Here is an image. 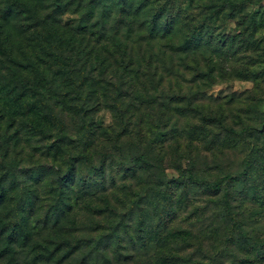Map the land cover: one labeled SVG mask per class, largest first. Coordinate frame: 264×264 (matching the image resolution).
Here are the masks:
<instances>
[{"label": "trees", "instance_id": "1", "mask_svg": "<svg viewBox=\"0 0 264 264\" xmlns=\"http://www.w3.org/2000/svg\"><path fill=\"white\" fill-rule=\"evenodd\" d=\"M73 1L76 0H0V121L10 128L17 125L14 135L19 143L25 135L27 138L39 135V140L56 135L57 140L63 141L67 136L66 121H80L83 149L68 164L73 175L79 161L80 164L91 161L90 172L99 168L92 162L93 141L98 138L95 135L99 126L86 125V116L94 109L100 110L101 104L114 110L123 124L117 132L119 137L133 131L141 139V145L143 141L149 145L150 138L159 135L157 125L162 115H167L165 120L172 125V133L179 128L189 129L192 117H188L189 111L197 109V113L205 114V104L212 109L216 107L208 102L210 98L202 93L203 88L215 83L218 77L256 76L250 68L255 57L264 55L256 37L258 32H264V0H80L77 10H84L80 21L69 26L62 17ZM166 13L167 20L161 23ZM159 89H166L169 95L163 97V102H159V95L152 96ZM215 112L220 114L213 113L203 120L226 135L241 132L230 129L219 108ZM182 123L187 124L181 126ZM102 129L115 131L112 123ZM155 141L150 143V153L157 147L163 148L155 145ZM94 173L103 180L95 190L106 189L104 166ZM171 180L213 194L222 190L220 181L212 184L185 167H179L178 176ZM85 187L94 188L95 184ZM160 188V194L168 198L169 190ZM5 198L6 192L1 191L0 264H7L5 259L10 264H20L16 259L17 248L30 255L28 263L22 264L47 260L66 264L79 245L80 262L74 264H86L94 253L97 262L98 256H104L99 250V240L92 246L94 239L80 237V241L75 239L70 245L68 236H62L72 205L69 211L57 214L54 221L46 216L42 227L35 223L19 234L21 215L16 218L4 214ZM223 202L225 216L233 225L227 233L230 241L242 232L243 223L230 200ZM87 204H91L89 209L96 210L92 203L86 201ZM34 205V201L29 203L30 207ZM15 208L18 212L23 205L17 202ZM40 230H46V237L37 238ZM83 230L94 232L96 228ZM58 235L57 241L49 238ZM167 240L168 237L158 234L143 240L145 260L138 264H171L170 260L174 261L178 255L167 250L162 253L161 246ZM46 241L54 244V248ZM153 243L158 252L151 257L148 249ZM64 244L69 250L65 247L60 251ZM257 245V248L264 246V239ZM108 246L105 244L101 249ZM121 254H115L114 261L107 257L109 264H131L135 258L132 254L124 257ZM259 256L264 258V252L260 251ZM211 259V264H218L217 256Z\"/></svg>", "mask_w": 264, "mask_h": 264}, {"label": "rangeland", "instance_id": "2", "mask_svg": "<svg viewBox=\"0 0 264 264\" xmlns=\"http://www.w3.org/2000/svg\"><path fill=\"white\" fill-rule=\"evenodd\" d=\"M79 2L73 1L62 17L69 26H76L80 21L84 10H77ZM167 17L166 13L161 23ZM227 28L230 30L231 26ZM256 37L264 51V40L261 39L264 32H258ZM255 58L250 71L256 76L243 79L218 77L215 83L203 88L202 93L210 98L208 102L216 107L212 109L205 104V114L197 113V109L189 111L188 117L192 116L187 125L189 129L179 128L172 133V125L165 120L167 115H162L157 125L159 135L152 136L150 143L156 139L155 145L163 148L157 147L152 153L150 143L147 145L143 141L141 145V139L133 131L130 135L118 136L123 124L116 118L114 110L101 104L100 110L88 113L86 125L99 126L98 135H95L98 138L93 141L95 153L92 154V162L99 168L93 172L88 171L89 164L92 165L89 160L81 164L79 161L75 175L68 171L72 156H77L83 149L79 139L81 123H77V119L66 121L67 136L63 141L57 140L56 135L43 140H39V135L29 138L25 135L21 143L14 135L17 125L10 128L0 121V192H6L4 214L16 218L21 215L18 232L22 234L35 223L42 227L46 216L54 221L57 214L69 211L68 207L72 205L62 236H68L70 245L75 239L80 241V237L94 239L92 246L99 240V250L104 255L98 256L97 262L94 253L86 264H109L107 257L114 261L117 253H122V257L134 255L130 263L138 264L145 260L143 240L157 234L168 237L161 246L162 253L167 250L178 255L174 261L170 260L171 264H180L179 259H188L181 264H211L214 256H217L218 264H240V261L264 264V258L259 256L260 251L264 252V246L257 248V243L264 239V55ZM157 95L159 102H163L168 92L159 89L152 93V96ZM217 108L222 111L230 129L241 131L239 134L226 135L214 124L203 120L205 116L215 115L213 113L220 114L215 112ZM111 123L115 131H103L102 128ZM55 129L52 127V131ZM107 134L109 137H105ZM102 166L106 189L96 191V186H101L103 180L94 172ZM179 167L194 170L197 177L212 184L220 181L222 190L213 194L201 187L171 180L178 176ZM90 183L95 187L86 188ZM160 187L169 190L168 198L160 194ZM223 199L230 200L233 211L235 208L237 218L243 223L242 232L230 241L227 233L232 220L225 216ZM31 201L35 205L30 207ZM86 201L98 211L89 209L91 204L86 205ZM17 202L23 205L18 212ZM88 227L96 230H83ZM68 229L72 231L67 232ZM46 234V230H40L37 238L42 239ZM58 237L49 238L57 241ZM46 244L54 248V244L48 241ZM105 244L109 246L102 250ZM65 247L66 244L60 251ZM65 249L69 250V247ZM17 250L19 263H28L30 255H25L20 248ZM157 252L158 247L153 243L148 253L153 257ZM191 256L193 260H189ZM4 262L10 264L6 259ZM78 262L80 245L65 263ZM37 264H52V261Z\"/></svg>", "mask_w": 264, "mask_h": 264}, {"label": "water", "instance_id": "3", "mask_svg": "<svg viewBox=\"0 0 264 264\" xmlns=\"http://www.w3.org/2000/svg\"><path fill=\"white\" fill-rule=\"evenodd\" d=\"M264 126V125H263Z\"/></svg>", "mask_w": 264, "mask_h": 264}]
</instances>
